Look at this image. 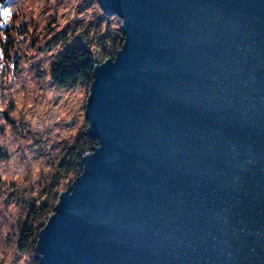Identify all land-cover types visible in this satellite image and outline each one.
Here are the masks:
<instances>
[{"label":"water","instance_id":"95a60500","mask_svg":"<svg viewBox=\"0 0 264 264\" xmlns=\"http://www.w3.org/2000/svg\"><path fill=\"white\" fill-rule=\"evenodd\" d=\"M96 141L37 233V264H264V0H96Z\"/></svg>","mask_w":264,"mask_h":264},{"label":"rangeland","instance_id":"374dc122","mask_svg":"<svg viewBox=\"0 0 264 264\" xmlns=\"http://www.w3.org/2000/svg\"><path fill=\"white\" fill-rule=\"evenodd\" d=\"M9 7L14 11L7 19L0 14L1 147L7 153L0 164V199L11 211L17 194L29 200L38 193L64 150L87 127L88 85H55L51 64L76 45L94 51L96 37L120 29L121 20L107 17L96 0H0V13ZM1 211L9 212L3 204ZM2 212L0 264H37L32 251L16 257L4 243L10 221Z\"/></svg>","mask_w":264,"mask_h":264},{"label":"trees","instance_id":"16d2710c","mask_svg":"<svg viewBox=\"0 0 264 264\" xmlns=\"http://www.w3.org/2000/svg\"><path fill=\"white\" fill-rule=\"evenodd\" d=\"M108 17V16H107ZM123 37L119 28L107 31L99 40L94 41L95 48L91 49L82 45H76L65 49L51 64L50 77L52 82L62 88H74L83 81L89 86L92 80V72L95 65L102 63L107 58L113 57L121 47ZM22 58V55L19 57ZM88 93V89L87 92ZM3 128L0 126V164L5 161L7 153L1 147ZM78 139H80L78 141ZM77 141L64 150L57 164L52 167L48 180L41 186L36 195H31L27 200L23 192L14 198L12 210L9 211L5 198L0 199L5 211L4 221H10L7 226L4 243H8L16 257L27 252L33 253L37 233L45 225L52 214L53 206L57 201L61 190L68 187L72 181L82 172L81 157L96 146L92 141L80 134ZM3 181L0 177V186ZM1 193V190H0ZM1 195V194H0ZM2 229V228H0Z\"/></svg>","mask_w":264,"mask_h":264},{"label":"clouds","instance_id":"9594fccd","mask_svg":"<svg viewBox=\"0 0 264 264\" xmlns=\"http://www.w3.org/2000/svg\"><path fill=\"white\" fill-rule=\"evenodd\" d=\"M3 11H7L8 12V16L5 18V19H7L11 15V13L14 11V9L9 7L7 9L3 10Z\"/></svg>","mask_w":264,"mask_h":264},{"label":"snow or ice","instance_id":"6c2138e0","mask_svg":"<svg viewBox=\"0 0 264 264\" xmlns=\"http://www.w3.org/2000/svg\"><path fill=\"white\" fill-rule=\"evenodd\" d=\"M0 14H2L5 18L8 16V12H7V11H3V12L0 13Z\"/></svg>","mask_w":264,"mask_h":264}]
</instances>
